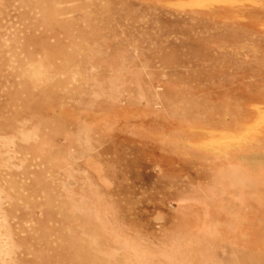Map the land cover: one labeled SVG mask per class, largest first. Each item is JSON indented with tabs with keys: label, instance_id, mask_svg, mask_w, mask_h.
Listing matches in <instances>:
<instances>
[{
	"label": "rangeland",
	"instance_id": "1",
	"mask_svg": "<svg viewBox=\"0 0 264 264\" xmlns=\"http://www.w3.org/2000/svg\"><path fill=\"white\" fill-rule=\"evenodd\" d=\"M263 160L264 0H0V264H264Z\"/></svg>",
	"mask_w": 264,
	"mask_h": 264
},
{
	"label": "bare ground",
	"instance_id": "2",
	"mask_svg": "<svg viewBox=\"0 0 264 264\" xmlns=\"http://www.w3.org/2000/svg\"><path fill=\"white\" fill-rule=\"evenodd\" d=\"M264 161V160H263ZM213 193V192H212Z\"/></svg>",
	"mask_w": 264,
	"mask_h": 264
}]
</instances>
